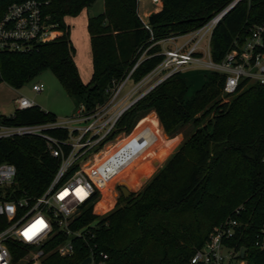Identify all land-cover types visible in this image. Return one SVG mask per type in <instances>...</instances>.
<instances>
[{
	"label": "trees",
	"instance_id": "16d2710c",
	"mask_svg": "<svg viewBox=\"0 0 264 264\" xmlns=\"http://www.w3.org/2000/svg\"><path fill=\"white\" fill-rule=\"evenodd\" d=\"M38 1L42 14L59 34L30 51L3 53L0 81L19 88L48 69L66 94L92 111L103 105L126 77L137 83L164 59V38L199 28L234 0H161L160 10L150 13L146 21L150 29L138 15V0H103L102 12L87 18L92 72L86 83L74 61L75 48L65 17L77 15L94 0ZM262 23L264 0H238L212 30L211 58L221 60L234 43L243 44L251 28ZM262 42L260 51H264V35ZM224 79L221 73L211 71L201 86L188 94L187 81L177 71L121 113L101 143L118 132H129L151 110L167 134L175 136L185 125H191V130L143 187L126 198L120 193L104 212L95 210L101 201L98 193L116 179L138 187L139 172L130 171L131 163H121L122 168H115L114 179L94 181L100 189L96 199L79 205L71 224L76 229L93 222L94 236L73 238V253L60 256L53 249L67 236L56 231L41 245L44 255L40 264H79L90 247L108 255L105 264H189L209 233L229 219L241 225L238 239L248 248L247 264H264V249L254 246L264 224V85L242 80L235 93L225 94L231 96L229 101L220 103ZM56 122L54 113L38 105L0 115V123L8 126H45L42 135L0 138V163L10 162L16 168L7 187L11 197L38 196L51 182L60 159L51 155L43 135L59 141L68 137L67 128L51 125ZM174 146L171 139L166 150ZM125 173L129 176L122 180ZM4 226L5 219L0 216V230ZM8 247L13 264L27 252L15 243Z\"/></svg>",
	"mask_w": 264,
	"mask_h": 264
},
{
	"label": "built area",
	"instance_id": "2783aa9c",
	"mask_svg": "<svg viewBox=\"0 0 264 264\" xmlns=\"http://www.w3.org/2000/svg\"><path fill=\"white\" fill-rule=\"evenodd\" d=\"M140 1L144 0H138V4ZM145 1L155 5L161 3V0ZM222 12L195 30L164 38V59L136 84L143 86L147 77L152 75L160 77L154 84L156 85L185 65H202L224 75L222 91L225 94L235 93L239 83L245 79L248 83L257 82L264 85V51L258 50L263 46L264 23L254 25L244 43H234L233 48L227 51L221 60L214 61L211 58L210 36ZM143 23L145 28L150 29L146 21ZM56 33L53 24L48 23L47 16L42 14L40 1L11 0L4 3L0 0V56L3 53L30 51L36 45L53 39ZM179 38H183V41L177 44ZM164 71L166 74L162 75ZM127 81L128 77L117 84L112 90L111 100L116 98ZM43 87L42 83H33L31 90L39 93ZM13 102L17 109L36 105L24 95H18ZM129 105L114 112L111 111L113 105L109 101L92 111H87L84 105L80 104L70 118L51 124L67 128L68 137L59 141L57 138L43 135L51 155L58 157L60 162L51 182L38 196L11 197L7 187L15 177L16 168L10 162L0 163V216L5 219V226L0 230V264H13L9 243L23 246L27 250L19 261L28 256L29 262L40 264L44 255L41 245L56 231H61L67 236V239L53 249L60 256L73 253V238L91 239L94 236V225L91 223L80 228H71L77 216L78 206L93 202L100 190L87 170L77 162L81 155L103 141L117 118ZM79 123L81 124L78 125ZM44 127L8 126L0 123V138L23 134L42 135ZM64 147H67V150ZM240 226L236 219H229L215 227L204 244L194 251L189 264H247L245 256L248 248L243 256L240 255L241 248L245 247L238 239L242 234L239 231ZM254 246L264 249V224L255 236ZM87 257L90 258L88 264H105L108 255L90 247Z\"/></svg>",
	"mask_w": 264,
	"mask_h": 264
},
{
	"label": "rangeland",
	"instance_id": "374dc122",
	"mask_svg": "<svg viewBox=\"0 0 264 264\" xmlns=\"http://www.w3.org/2000/svg\"><path fill=\"white\" fill-rule=\"evenodd\" d=\"M144 1L140 3L139 13L141 16L146 10H153L154 8V5ZM157 6H162V2L157 4ZM102 10L103 0H94L87 8L81 10L77 15L71 16L67 21L70 25V38L75 48V55L87 71L90 69V64L88 59L89 38L86 20L90 16L98 15ZM223 10L218 11L215 15ZM182 41L183 38H179L176 43L180 44ZM162 47L164 48V43H162ZM178 72L188 80V94H192L205 81L207 75L211 73V70L202 65H185ZM165 74L166 72L164 71L162 75ZM159 78V76H148L143 86H138L136 83L134 84V82L128 80L116 98L111 100V97L107 100V102L109 101L113 105L111 111L116 112L118 109L129 105L136 98H140L152 88ZM33 83H42L44 85L43 90L39 93L32 91L31 86ZM128 89H131L129 93H133L127 99V102L121 104L120 98ZM18 95H24L43 110L54 113L58 122L65 121L66 118L74 115L79 106L75 98L66 94L55 75L48 69L41 71L19 88L11 87L6 82L0 81V115H10L15 111L16 107L13 99ZM230 98L231 96H225V93L222 91L220 103L229 101ZM99 106L101 105H97L94 109H99ZM208 117L203 120V123L207 121ZM190 130L191 125H185L178 130L175 136L167 134L161 128L156 113L151 110L137 120L129 132H118L94 149L81 155L77 163H80L87 170L93 181H99L104 177L114 179L117 171L128 163L132 164L130 171L137 170L139 172V180L141 183L136 188H131L123 181L116 179L110 184L108 189L100 191L97 200L101 201L95 206V210L104 212L106 210L105 208L110 206L112 200H116L119 197L120 186H124L130 192H135L143 187L151 176L163 166L173 150L181 142L183 136ZM171 139L175 142V146L168 152L166 147L171 142ZM115 152V157H113ZM108 162L109 164L107 165L106 163ZM129 173H125L122 180H125L124 178L129 176ZM106 194L110 195L106 197ZM91 224L94 223L92 222ZM27 259L28 256L15 264L26 263L28 261Z\"/></svg>",
	"mask_w": 264,
	"mask_h": 264
},
{
	"label": "crops",
	"instance_id": "0c3cea01",
	"mask_svg": "<svg viewBox=\"0 0 264 264\" xmlns=\"http://www.w3.org/2000/svg\"><path fill=\"white\" fill-rule=\"evenodd\" d=\"M144 2H145V1H144ZM140 3H141V1H140L139 4H138V15H139L140 19H141L143 22L147 21L148 16H149L150 13H152V12H156V11L160 10V8H161V6L158 7L157 5L151 3L150 1H146V3H149V4L154 5V8H153V10H146V11L143 13V15L141 16V14L139 13ZM82 10H83V9H82ZM70 17H71V16H66V17H65V22H66L68 25H69V23H68L67 21H68V18H70ZM86 24H87V20H86ZM69 27H70V25H69ZM87 33H88V32H87ZM57 34H59V32H58ZM88 38H89V35H88ZM70 39H71V38H70ZM71 42H72V40H71ZM72 44H73V42H72ZM73 46H74V45H73ZM88 59H89L90 69L87 71L86 69L83 68V66H82V64L79 62L77 56L74 54V61H75V64H76V66H77L78 73H79V75H80L81 80H82L84 83H86V82L90 79L91 72H92L90 41H89ZM184 78L186 79V77H184ZM186 81H187V84H188V80H187V79H186ZM134 84H135V83H134ZM131 88H133V87H131ZM130 90H131V89H130ZM130 90L128 89V90L124 93V95H122V97L120 98V101H121L120 103H121V104L127 102V99H128L129 97H131V93H129ZM161 128H162V127H161Z\"/></svg>",
	"mask_w": 264,
	"mask_h": 264
},
{
	"label": "water",
	"instance_id": "95a60500",
	"mask_svg": "<svg viewBox=\"0 0 264 264\" xmlns=\"http://www.w3.org/2000/svg\"><path fill=\"white\" fill-rule=\"evenodd\" d=\"M238 0H234L231 2L222 12L221 17L237 2ZM120 193L123 195V197H128L130 195V191L126 189L124 186L119 187ZM247 251V247H242L240 250V255L243 256L244 253ZM90 261L89 257H86L84 260H82L79 264H88Z\"/></svg>",
	"mask_w": 264,
	"mask_h": 264
}]
</instances>
